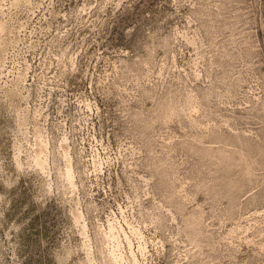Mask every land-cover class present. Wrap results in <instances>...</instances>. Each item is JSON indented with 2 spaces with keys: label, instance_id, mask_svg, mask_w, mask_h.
<instances>
[{
  "label": "rangeland",
  "instance_id": "obj_1",
  "mask_svg": "<svg viewBox=\"0 0 264 264\" xmlns=\"http://www.w3.org/2000/svg\"><path fill=\"white\" fill-rule=\"evenodd\" d=\"M0 28V264H264V0H0Z\"/></svg>",
  "mask_w": 264,
  "mask_h": 264
},
{
  "label": "bare ground",
  "instance_id": "obj_2",
  "mask_svg": "<svg viewBox=\"0 0 264 264\" xmlns=\"http://www.w3.org/2000/svg\"><path fill=\"white\" fill-rule=\"evenodd\" d=\"M2 30V28H0V31ZM3 32V31H2ZM2 34V33H1ZM14 40V39H13ZM1 43V42H0ZM39 145H40V143H39ZM39 152H41V150L39 151ZM69 152V151H68ZM39 160V159H38ZM40 162V161H39ZM40 165H42L41 163H40ZM67 177H69L68 179H72L71 177H72V168L70 169H68L67 170Z\"/></svg>",
  "mask_w": 264,
  "mask_h": 264
}]
</instances>
